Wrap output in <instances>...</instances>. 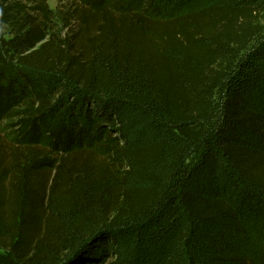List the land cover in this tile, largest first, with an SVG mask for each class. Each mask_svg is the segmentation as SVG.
<instances>
[{
    "label": "trees",
    "instance_id": "16d2710c",
    "mask_svg": "<svg viewBox=\"0 0 264 264\" xmlns=\"http://www.w3.org/2000/svg\"><path fill=\"white\" fill-rule=\"evenodd\" d=\"M58 1L0 0V264H263L264 0Z\"/></svg>",
    "mask_w": 264,
    "mask_h": 264
},
{
    "label": "rangeland",
    "instance_id": "374dc122",
    "mask_svg": "<svg viewBox=\"0 0 264 264\" xmlns=\"http://www.w3.org/2000/svg\"><path fill=\"white\" fill-rule=\"evenodd\" d=\"M22 1H26L27 2L29 0H22ZM46 2L52 9L58 8L62 4V2L59 3L58 0H46ZM61 11H64V6H62ZM263 21H264V18H263ZM65 32H66V29H63L62 33H65ZM253 246L256 247V249H261L262 250L263 247H264V240L257 241L256 244H254ZM258 255L261 256V255H263V253L262 252H258ZM256 261H259V264L261 263L260 259L253 255V257L248 259L247 264H257ZM263 262H264V260H263Z\"/></svg>",
    "mask_w": 264,
    "mask_h": 264
},
{
    "label": "water",
    "instance_id": "95a60500",
    "mask_svg": "<svg viewBox=\"0 0 264 264\" xmlns=\"http://www.w3.org/2000/svg\"><path fill=\"white\" fill-rule=\"evenodd\" d=\"M86 242H83V243H81L80 245H78V247H77V249H76V251H78V250H80V249H82V247H83V244H85ZM75 251V252H76Z\"/></svg>",
    "mask_w": 264,
    "mask_h": 264
}]
</instances>
